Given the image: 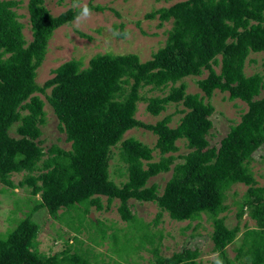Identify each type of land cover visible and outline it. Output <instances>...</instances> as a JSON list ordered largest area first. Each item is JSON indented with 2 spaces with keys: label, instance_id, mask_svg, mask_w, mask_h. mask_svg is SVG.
Instances as JSON below:
<instances>
[{
  "label": "trees",
  "instance_id": "trees-1",
  "mask_svg": "<svg viewBox=\"0 0 264 264\" xmlns=\"http://www.w3.org/2000/svg\"><path fill=\"white\" fill-rule=\"evenodd\" d=\"M21 1L0 0V183L12 187L10 175L25 172L16 185L29 186V194L38 195L39 200L0 233V264H95L94 257L105 254L93 252L90 246L81 248L76 233L85 230L90 241L102 243L104 225L89 217L91 224L83 220L89 206L101 209L100 196L106 205L117 199L120 219L131 224L135 217L129 199L154 202L175 221H190L205 213L211 219L212 251L219 253L224 264H264V186L255 185L247 167L252 153L264 143V95L258 97L264 89V61L261 73L243 71L250 53H264V0H177L144 16L157 15L159 24L171 21L163 45L150 58L140 61L135 53L105 52L90 57L83 67L80 60L69 59L54 67L40 85L35 74L48 39L56 28L76 18L84 5L53 16L44 0H26L31 36L26 41L15 11ZM119 33L123 35L122 30ZM77 34L90 38L81 31ZM203 71L205 76L195 81L200 92H187L182 79ZM144 87L164 94L145 96ZM215 91L246 105L217 146L209 145L207 139L213 112L208 99ZM44 101L69 142L68 149L55 144L46 151L41 148ZM141 102L151 116L168 104L181 105L174 110L181 114L178 123L169 125L171 114L154 123L136 119ZM12 126L17 136L9 134ZM134 127L155 136L152 147L133 137L122 138ZM181 139L188 150L174 154L176 141ZM117 143L126 173L121 185L109 179L107 171L111 147ZM153 150L157 160H151ZM176 157L181 161L174 162ZM167 171L170 175L160 194L155 184L146 186L150 177ZM239 183L246 188L235 217L241 218L247 209L255 227L240 233L235 253L229 257L225 248L239 227H226L218 215L227 209L223 190ZM41 208L51 217H57L61 208L82 209L85 223H65L75 233L71 240H62L63 247L57 251H40L36 248L38 225L32 215ZM115 234L110 237L118 249ZM147 236L139 239L148 240ZM151 251V264H201L195 260V248L183 247L169 256L158 254L156 248Z\"/></svg>",
  "mask_w": 264,
  "mask_h": 264
},
{
  "label": "rangeland",
  "instance_id": "rangeland-1",
  "mask_svg": "<svg viewBox=\"0 0 264 264\" xmlns=\"http://www.w3.org/2000/svg\"><path fill=\"white\" fill-rule=\"evenodd\" d=\"M175 1L177 0H44V6L53 16L67 8L80 7L86 3L100 6V8L99 10L92 8L91 15L87 19L78 20L76 17L52 32L47 41L43 61L36 70L35 82L39 85L42 84L52 75L51 70L54 67L69 59L80 60L83 67L90 57L105 52L112 54L135 53L140 61L150 58L151 54L163 45L171 21H163L159 24L157 15L150 19H146L144 16L154 9L167 7ZM25 4L26 0H22L15 11L19 15L18 20L23 24L22 35L28 41L31 36ZM120 30L123 31L122 36L113 35L114 31L119 32ZM77 31L87 34L90 38L80 37ZM263 61V52L250 53L244 63V73L246 75L255 72L261 73ZM205 74L206 72L203 71L199 76H186L182 79L186 84L185 90L190 93L200 92L195 81L204 77ZM146 89L147 87L141 89V93H144L145 96L164 94L158 91L150 92ZM36 94L43 100L42 94L38 92ZM263 95L264 89L260 91L258 97ZM208 101L213 106V112L209 117L212 125L207 139L209 145L217 146L219 139L226 133L229 126L239 120V116L245 110L246 105L238 99L228 100L226 92L219 91H215ZM179 108L181 105L168 104L158 115L151 116L145 111V103L141 102L136 106L134 117L145 123H154L165 114H171L169 125L175 126L181 114L175 113L174 110ZM43 109L45 120L40 126L41 135L39 136L41 148L46 151L51 144H55L63 149H68L69 142L65 141L64 134L58 131L56 118L47 107L46 102ZM13 128L14 126L8 132L11 136H17ZM126 137H133L148 147H152L155 141V136L150 132L136 127L127 130L122 138ZM118 145L119 143L111 147V158L108 162L107 171L108 178L116 185H121L126 180V173L125 165L119 159ZM176 145L178 150L174 154L187 152L188 149L185 147L184 140H177ZM151 154V160H157V151L153 150ZM179 161L181 160L177 157L174 160V162ZM247 167L255 180V185L264 186V143L252 153ZM24 175L25 172L11 174L9 178L13 182L12 187L0 183V233L7 230L11 223L21 218L39 200L38 195L31 196L29 194V186L16 185ZM169 175L170 171L158 173L147 180L146 186L155 184L156 192L160 194ZM245 188V185L239 183L223 190V203L227 209L218 216L223 217V223L226 227L231 228L235 224L239 227L236 237L225 248L226 255L229 257L235 253L240 241V233L247 228L253 229L255 227L254 221L248 216L247 209L242 210L241 218L235 217ZM99 198L101 209L97 210L93 206H89V213L83 216V220L88 221L87 217H89L93 221L99 220L104 225L105 238L102 243L95 244L90 241L89 233L85 230L76 233L81 241V248L90 246L93 252L105 254L103 256L96 255L94 257L95 264H151L153 258L151 249L156 248L158 254L169 256L173 252L180 251L183 247L195 248L198 251L195 260L201 264H213L215 252L212 251L210 241L212 225L207 214L201 213L198 218L190 221H175L170 219L165 211H160L154 202H139L129 199V209L135 217L134 223L131 224L120 219L116 211L117 199H113L106 205L105 197L100 196ZM65 210L59 209L57 217L49 216L43 208L33 213L32 220L38 225L36 235V248L38 250L54 252L61 249L63 247L62 240L66 239L69 242L75 234L66 227L65 223L73 221L75 224L77 222L85 223L82 221V209ZM159 212L160 215L157 216ZM88 222L91 224V221ZM113 232L116 233L114 238L115 242L117 241L118 249L112 244L110 234ZM142 234L148 235V240L145 237L139 239ZM93 235H95L94 232ZM55 236L57 237L56 240L54 239ZM126 239L130 240L127 241ZM117 250L119 251L117 252Z\"/></svg>",
  "mask_w": 264,
  "mask_h": 264
},
{
  "label": "clouds",
  "instance_id": "clouds-1",
  "mask_svg": "<svg viewBox=\"0 0 264 264\" xmlns=\"http://www.w3.org/2000/svg\"><path fill=\"white\" fill-rule=\"evenodd\" d=\"M91 15V9L88 8L87 5H84L78 15H77V19L78 20H83V19H87L89 16ZM113 35H120L119 32L114 31ZM213 264H224V261L222 258H220L219 253H214L213 254Z\"/></svg>",
  "mask_w": 264,
  "mask_h": 264
}]
</instances>
